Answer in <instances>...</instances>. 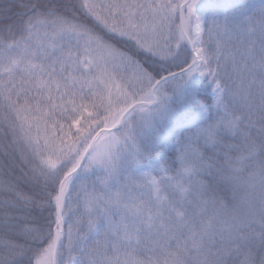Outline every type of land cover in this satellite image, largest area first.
I'll use <instances>...</instances> for the list:
<instances>
[{"label":"snow or ice","instance_id":"snow-or-ice-1","mask_svg":"<svg viewBox=\"0 0 264 264\" xmlns=\"http://www.w3.org/2000/svg\"><path fill=\"white\" fill-rule=\"evenodd\" d=\"M0 264H264V0H0Z\"/></svg>","mask_w":264,"mask_h":264},{"label":"rangeland","instance_id":"rangeland-1","mask_svg":"<svg viewBox=\"0 0 264 264\" xmlns=\"http://www.w3.org/2000/svg\"><path fill=\"white\" fill-rule=\"evenodd\" d=\"M251 3L259 4L260 0H249ZM201 5H220L224 3V0H200ZM208 14L211 15L214 11H221L219 8H208Z\"/></svg>","mask_w":264,"mask_h":264},{"label":"trees","instance_id":"trees-1","mask_svg":"<svg viewBox=\"0 0 264 264\" xmlns=\"http://www.w3.org/2000/svg\"><path fill=\"white\" fill-rule=\"evenodd\" d=\"M17 163H19V161H17Z\"/></svg>","mask_w":264,"mask_h":264}]
</instances>
